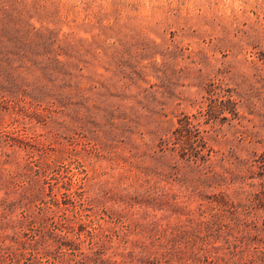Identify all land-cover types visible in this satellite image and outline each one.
Segmentation results:
<instances>
[{
	"label": "rangeland",
	"instance_id": "1",
	"mask_svg": "<svg viewBox=\"0 0 264 264\" xmlns=\"http://www.w3.org/2000/svg\"><path fill=\"white\" fill-rule=\"evenodd\" d=\"M263 149L264 0H0L2 214L41 241L20 264H156L210 218L203 172ZM259 173L223 188L244 221Z\"/></svg>",
	"mask_w": 264,
	"mask_h": 264
},
{
	"label": "trees",
	"instance_id": "2",
	"mask_svg": "<svg viewBox=\"0 0 264 264\" xmlns=\"http://www.w3.org/2000/svg\"><path fill=\"white\" fill-rule=\"evenodd\" d=\"M219 105L222 111L232 112L230 107L235 109L237 103L227 99L222 100ZM199 160L201 161V158ZM233 167V170H226L224 167L222 172L214 169L203 172L201 188L221 189L207 196L212 209L210 218L187 230L180 229V232L172 237L175 239L173 243L162 242V251L158 250L153 259L156 264H164L161 258L165 259V264H264V236L260 235L264 228L259 226V220L264 219V214L259 215L260 210L245 211L243 215L247 219L244 221L239 207L232 199L233 196L230 197L223 190L225 187L245 183L247 174H253L257 167L264 169V149L248 161L238 160ZM259 174L263 176L262 173ZM259 181L257 190L251 191L245 197L248 207H256L257 203L264 207V176L260 177ZM10 203L6 198L0 200V264H20L28 249H36L41 244L40 240L31 243L20 242L16 232L17 226L7 222V219H4L7 217L2 214L11 207ZM249 216L252 217L251 220ZM198 241L201 244L196 249ZM253 243L258 245L253 246ZM260 244H263V247H260ZM226 249L228 251H224ZM29 264L40 262L31 258Z\"/></svg>",
	"mask_w": 264,
	"mask_h": 264
}]
</instances>
